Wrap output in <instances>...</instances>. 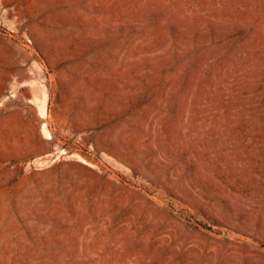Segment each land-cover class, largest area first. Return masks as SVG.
Wrapping results in <instances>:
<instances>
[{"label":"rangeland","instance_id":"374dc122","mask_svg":"<svg viewBox=\"0 0 264 264\" xmlns=\"http://www.w3.org/2000/svg\"><path fill=\"white\" fill-rule=\"evenodd\" d=\"M0 264H264V0H0Z\"/></svg>","mask_w":264,"mask_h":264}]
</instances>
